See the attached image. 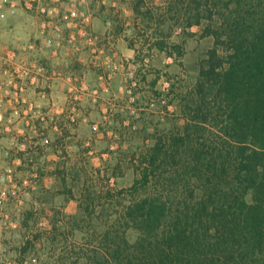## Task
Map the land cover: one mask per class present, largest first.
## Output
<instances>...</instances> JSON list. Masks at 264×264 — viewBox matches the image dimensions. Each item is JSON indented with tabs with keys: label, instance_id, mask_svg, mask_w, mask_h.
<instances>
[{
	"label": "trees",
	"instance_id": "trees-1",
	"mask_svg": "<svg viewBox=\"0 0 264 264\" xmlns=\"http://www.w3.org/2000/svg\"><path fill=\"white\" fill-rule=\"evenodd\" d=\"M185 15L189 28L207 20L215 42L181 94L185 124L147 151L142 177L118 192L130 197L100 247L68 264H264V0H191ZM161 169V194H139ZM82 203L91 215L95 197Z\"/></svg>",
	"mask_w": 264,
	"mask_h": 264
},
{
	"label": "rangeland",
	"instance_id": "rangeland-1",
	"mask_svg": "<svg viewBox=\"0 0 264 264\" xmlns=\"http://www.w3.org/2000/svg\"><path fill=\"white\" fill-rule=\"evenodd\" d=\"M171 1L142 0L143 13L139 15L129 3L120 7V18L126 21L125 29L131 30L130 40L125 42L134 51L131 56L116 54L113 58L110 55L112 61L132 67L146 58L149 61L148 71L142 78L138 105L129 104L128 97L122 95L125 104L117 108L118 112L112 111L108 120L103 118L105 114L100 110L99 119L83 122L88 124L85 128L89 133L88 137L85 136V144L77 147V154L81 153L83 160L76 161L74 152L73 160L62 170L64 172L49 173L47 186L38 190L39 193L36 191L35 200H27L15 216L18 228L0 230V264H68L70 259L65 257L83 256L85 249L99 248L102 233L116 224L123 211L121 203H126L130 197L127 192L118 196V192L126 191L142 177L147 166L143 160L147 151L156 146L161 137L169 139L171 134L177 133L178 127L185 124L180 110L181 94L193 87L200 61L215 42L213 36H206L208 22L204 18H201V26L188 27L185 7L191 0H185V5L179 6L183 7L180 12L177 8L170 9ZM127 22L131 24L126 28ZM108 35L101 36L105 37L101 44L106 49L110 41L106 39ZM174 45H181V49ZM100 60H105L104 55ZM100 60L99 64L103 66ZM120 73L124 82L126 71L123 69ZM120 73L117 72L112 80ZM161 77L172 81V96L169 98L172 111L164 107V120L159 108L133 113L157 95ZM118 94H114V99L120 100ZM96 124L99 125L97 130L94 129ZM108 132L111 135H107ZM160 173L162 169L157 178L153 176L146 187L140 188L139 194H161L162 188L157 182ZM108 192L114 197L107 196ZM179 193L173 192L174 196ZM88 194L95 197L91 215L82 207ZM75 218L80 224L75 223ZM81 218L85 219L84 222Z\"/></svg>",
	"mask_w": 264,
	"mask_h": 264
},
{
	"label": "crops",
	"instance_id": "crops-1",
	"mask_svg": "<svg viewBox=\"0 0 264 264\" xmlns=\"http://www.w3.org/2000/svg\"><path fill=\"white\" fill-rule=\"evenodd\" d=\"M139 1L91 0L88 5L81 8L82 12L92 16L93 34L99 36L109 34L110 41L107 43V49L103 45L99 47H104L113 58H116V54L131 56L130 53L134 51L125 42L130 40L131 30L125 29L126 21L121 20L119 9L123 3H129L134 7ZM108 20L114 21V28H107ZM129 22L126 28L131 24ZM41 26V19L29 14L23 7H19L15 12L8 11L7 18L0 19V81L6 78L7 69H9L5 65L7 52L11 49L20 50L31 42L39 41L40 44ZM73 31L77 30L65 31L64 41ZM79 45L81 47L77 49L64 42L57 55H54L50 49L20 54L18 62L30 67L38 66L42 69L44 76L40 77L37 83L29 84L27 92L21 97L24 98L23 103L14 104L20 106L18 116L12 113L7 98H4L3 107L0 110L2 119L0 131L4 143L3 149L0 150V174L14 166L21 177H28L34 169H37L41 180L36 191L47 186L45 184L49 173L64 172L62 170L69 161L73 160L74 152H76V161L83 160L82 154H77V147H82L85 144V138L89 136L85 128L88 124L83 122L99 119L100 110L104 113L116 112L117 108L125 104L124 100H121L122 94H118L120 100L114 99V94L116 96L124 79L120 71L118 72L120 74L111 80L110 91L101 90L97 97L92 93L85 95L78 104L77 111L74 112L68 95L70 77L81 78L92 91L102 86L98 79L99 75L111 69V67L94 65L96 51L88 47L84 39H79ZM114 50L117 52L115 53ZM0 95L7 96L3 90L0 91ZM8 97L14 98L15 94L11 92ZM73 114L78 117L76 124L70 121ZM57 123H59L58 128ZM42 132L51 140V144L47 147L42 146ZM14 135L18 137L19 143H26L27 153L19 154L16 150L10 149L9 140ZM107 135L111 133L108 132ZM36 191L30 200H35Z\"/></svg>",
	"mask_w": 264,
	"mask_h": 264
},
{
	"label": "built area",
	"instance_id": "built-area-1",
	"mask_svg": "<svg viewBox=\"0 0 264 264\" xmlns=\"http://www.w3.org/2000/svg\"><path fill=\"white\" fill-rule=\"evenodd\" d=\"M91 0H0V19L5 20L8 16V11L15 12L19 7H23L28 13L39 17L42 21L39 41L31 42L20 50L11 49L7 52L5 65L9 67L6 78L0 81V91L6 92L7 96L0 95V110L3 107L4 98H7L9 107L12 108V113L16 116L20 113V106L14 104L23 103L21 98L27 90L29 84H35L39 78L44 76L42 69L38 66L30 67L24 63L18 62V56L28 52H37L40 49H50L54 55H57L59 49L64 42L73 48L81 47L79 39H84L86 45L94 50L95 60L94 65L97 67H111L107 73L99 75V80L102 83L100 89L92 90L79 77H70V87L68 90L69 101L74 112L77 111L78 104L83 100L84 96L92 93L94 96H99L100 91H109L108 81H111L117 72L126 71L125 80L118 88V93L126 95L129 104L138 105L140 91L143 87V76L148 71L149 61L146 59L143 62H138L135 66H125L112 61L113 58L107 53L102 45L103 37L95 35L92 32V16L82 12L81 8L88 5ZM108 29L114 28L113 20H108L106 24ZM73 29L70 36L65 39V31ZM110 39V37H106ZM99 47V49H98ZM98 49V50H96ZM104 55V61L100 60V56ZM99 60L103 66L99 64ZM157 95L148 99L144 107L137 110H156L161 109L162 119L164 118V107L167 111H172V106L169 103L172 96V81L161 77L158 81ZM13 92L14 98L8 97ZM124 111V108L121 109ZM104 119L110 118L111 111L104 113ZM78 117L75 114L71 117V122L76 124ZM164 120V119H163ZM2 119L0 118V125ZM59 123H57V128ZM99 125H94V129H98ZM23 134V133H22ZM42 135L44 132L41 133ZM10 149L16 150L19 154L27 153L26 143H19L18 137L14 135L10 140ZM51 144V140L43 135L42 146L47 147ZM3 135L0 131V150L3 149ZM40 174L36 169L28 177H21L17 169L11 166L0 174V230H14L18 228L15 216L19 213L27 200H30L34 192L38 189Z\"/></svg>",
	"mask_w": 264,
	"mask_h": 264
}]
</instances>
